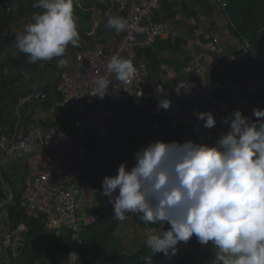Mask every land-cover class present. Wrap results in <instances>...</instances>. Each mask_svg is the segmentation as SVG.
<instances>
[{"label":"crops","instance_id":"obj_1","mask_svg":"<svg viewBox=\"0 0 264 264\" xmlns=\"http://www.w3.org/2000/svg\"><path fill=\"white\" fill-rule=\"evenodd\" d=\"M228 2L161 0L156 21L166 23L174 33L158 38L147 49L137 50L136 61L147 64L148 75L141 82H132L126 95H123L124 83L111 76L108 101L120 112L115 128L120 130L121 138L101 148L94 136L89 137L87 159L79 175L83 193L85 190L101 193L91 190L88 183L105 170L115 175L121 162L130 168L134 163L133 153L153 140L182 143L190 139L211 144L228 130L229 125L222 123L221 118L232 110H241L250 120L257 119L253 108H264L261 89L264 60L257 65L250 62L251 58L258 59L259 54L251 51L250 44L240 37L227 17ZM18 5V0H7L0 5L7 22V28L0 30V132L21 137L34 127L44 132L50 128L71 130L76 109L70 105L63 107L62 103L63 87L76 75L74 55L84 49L115 54L127 27L117 33L106 28V21L108 14L125 19L126 15L118 11L114 0H75L80 39L78 46L69 45L66 56L62 57L68 60L67 66L58 67L59 58L29 63L27 55L15 48L16 33L29 22L34 11H41L30 4L22 12ZM198 64L204 66L202 74L196 71ZM180 83L207 86L211 112L217 121L213 128L206 129L202 121L190 117L198 98L177 94ZM166 97L171 101L170 108L158 109V99ZM2 164L3 171L16 184L13 192H18L24 161L3 159ZM89 215L99 216L98 212ZM130 215L134 218L133 213ZM68 254H62L65 259L61 261L73 264L76 260L69 262Z\"/></svg>","mask_w":264,"mask_h":264},{"label":"clouds","instance_id":"obj_2","mask_svg":"<svg viewBox=\"0 0 264 264\" xmlns=\"http://www.w3.org/2000/svg\"><path fill=\"white\" fill-rule=\"evenodd\" d=\"M74 3L35 0L32 7L41 11L31 14L14 44L29 63L59 58L57 66H67L62 57L80 39ZM105 26L119 33L127 20L108 14ZM107 70L123 83L136 72L132 60L119 53L109 58ZM110 83L107 77H97L91 95L103 99L110 93ZM170 105L167 97L158 99V109ZM195 116L206 129L217 123L211 111ZM253 116L255 121L232 110L221 118L228 130L211 144L156 139L141 146L133 153L130 168L121 162L115 175L102 180V194L109 198L114 217L124 221L133 213L145 224L168 225L159 232L148 229L145 244L155 254H175L179 243L195 236L201 245L211 242L217 250L214 264H264V108H253ZM47 235L54 241L56 236L48 230ZM68 259L79 261L74 252Z\"/></svg>","mask_w":264,"mask_h":264},{"label":"built area","instance_id":"obj_3","mask_svg":"<svg viewBox=\"0 0 264 264\" xmlns=\"http://www.w3.org/2000/svg\"><path fill=\"white\" fill-rule=\"evenodd\" d=\"M114 1L127 20V31L116 53L131 59L136 68L131 80L124 83L123 95H126L132 82H141L148 75L147 64L136 61L137 50L147 49L158 38L174 32L166 23L156 21L161 0ZM198 45L205 48L200 42ZM112 55L100 49L75 53L76 75L65 83L62 103L63 107L70 105L76 109L71 130L50 128L44 132L34 127L21 137L0 132V196L2 193L5 196L0 197V264H13L27 231L23 224L13 226L8 222L7 206L13 201L20 203L26 217L41 220L48 232L78 245L80 233L99 221L97 215L78 214L83 193L79 175L87 159L89 137L94 136L101 148L121 138L120 130L115 128L120 112L110 106L108 94L103 99L91 95L97 77L104 76L111 81L107 63ZM203 67L198 64V74L203 73ZM178 87L180 95L198 98L190 112L192 119H197V112L211 111V94L206 85L191 87L180 83ZM261 87L264 92V82ZM3 159L24 161L18 192L14 193L5 181ZM43 244L39 242V247Z\"/></svg>","mask_w":264,"mask_h":264},{"label":"trees","instance_id":"obj_4","mask_svg":"<svg viewBox=\"0 0 264 264\" xmlns=\"http://www.w3.org/2000/svg\"><path fill=\"white\" fill-rule=\"evenodd\" d=\"M7 0H0V5ZM35 0H18V9L26 11ZM32 11V9L30 10ZM30 11H27L30 13ZM33 12V11H32ZM226 15L236 29V32L250 44L253 53L258 52V59H250L253 65L264 60V0H230L226 7ZM7 28L5 17L0 12V30ZM114 175L111 170L103 171L97 178L88 183V187L96 192H102L101 184L105 176ZM6 183L13 187L12 176L4 173ZM5 197L3 193L0 196ZM109 202V198L104 196ZM8 222L10 225L23 224L27 231L23 235V245L19 255L14 258L13 264H38L43 257L39 242L47 239V230L41 220H33L24 214V209L18 201H13L7 206ZM100 220L92 227H87L80 233L81 244H75L67 238L53 237L56 250L62 254L76 253L79 261L74 264H160L167 255L153 253L146 247L145 241L133 254L126 252V246L122 237L117 234L120 226L117 220H110L105 213L98 212ZM134 223L139 228H154L159 225L145 224L138 214H134ZM168 225L161 227L167 229ZM187 244L197 253L201 250V244L193 236ZM216 249L207 250L201 264H214ZM48 262L44 259L41 264H65ZM182 264H197L192 252H184Z\"/></svg>","mask_w":264,"mask_h":264},{"label":"rangeland","instance_id":"obj_5","mask_svg":"<svg viewBox=\"0 0 264 264\" xmlns=\"http://www.w3.org/2000/svg\"><path fill=\"white\" fill-rule=\"evenodd\" d=\"M19 185V184H18ZM17 185V186H18ZM10 189H16V185L10 187ZM103 212L111 220H117L120 223L117 234L123 238L124 244L126 246V252L128 254H133L139 249L140 245L146 240L149 228H139L133 221V216L130 213L127 214V218L124 221H119L113 215L112 205L105 201L104 195L101 193H91L85 190L81 194V203L79 204L78 214L79 216H85L92 213ZM163 224L160 225L156 230L159 232ZM214 249L211 242L208 245H201V250L195 253L192 248L187 243H179L177 245V251L169 254L160 264H182V258L184 252H192L196 257V263L201 264L203 262V256L207 250ZM42 253L45 255V260L52 263H59L56 261L65 259V257L56 250L53 242H48L42 248ZM69 260V259H68ZM70 262V260H69Z\"/></svg>","mask_w":264,"mask_h":264}]
</instances>
